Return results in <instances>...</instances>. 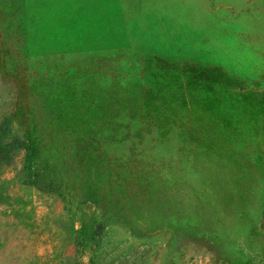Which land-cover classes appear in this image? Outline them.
<instances>
[{"label":"rangeland","instance_id":"374dc122","mask_svg":"<svg viewBox=\"0 0 264 264\" xmlns=\"http://www.w3.org/2000/svg\"><path fill=\"white\" fill-rule=\"evenodd\" d=\"M0 264H264V0H0Z\"/></svg>","mask_w":264,"mask_h":264}]
</instances>
